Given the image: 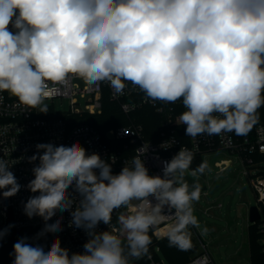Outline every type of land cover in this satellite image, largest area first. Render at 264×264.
<instances>
[{
	"label": "clouds",
	"instance_id": "9594fccd",
	"mask_svg": "<svg viewBox=\"0 0 264 264\" xmlns=\"http://www.w3.org/2000/svg\"><path fill=\"white\" fill-rule=\"evenodd\" d=\"M73 76L107 82L118 95L130 83L147 101H181L185 136H245L264 107V0H0V93L47 113L44 101ZM35 149L23 212L45 223L31 242L14 243L12 264H131L149 254L150 232L161 225L170 247L191 248L202 192L186 179L192 151L180 149L152 175L144 147L119 173L78 141ZM10 169L0 158L3 199L22 187ZM206 169L202 162L191 176ZM120 209L118 232L97 231ZM64 212L87 236L82 252L59 237L39 242L63 230L62 215L48 221ZM12 227L0 229V240Z\"/></svg>",
	"mask_w": 264,
	"mask_h": 264
},
{
	"label": "built area",
	"instance_id": "2783aa9c",
	"mask_svg": "<svg viewBox=\"0 0 264 264\" xmlns=\"http://www.w3.org/2000/svg\"><path fill=\"white\" fill-rule=\"evenodd\" d=\"M55 96L47 100L60 99L69 101V109L63 112L40 113L38 108H26L19 104L14 96L7 92L0 93V158L11 166L21 184V190L15 196L3 199L0 197V229L8 222L18 232L25 236L34 237L44 227L40 217L29 219L23 212V202L33 195L27 190L28 182L33 179V164L28 157L35 154V145L52 142L56 145L70 146L79 142L89 154L98 153L102 159L112 163L113 173H119L123 165L131 163L137 155V149L144 147L145 165L152 175H162L163 162L169 161L182 148L194 153V159L206 158L212 153L229 151L236 155L245 167L244 173L250 178L252 188L257 196L260 219L251 223L255 225L258 243L264 253V123L258 124L251 135L238 136L235 133L222 135H201L196 138L185 136V127L180 123L179 116L185 110L182 102L162 103L147 101L144 93L138 88L127 84L122 94H115L107 82L90 85L78 76L70 78L67 85L57 86ZM113 102L119 103L122 112L128 119L126 125L111 128L105 133L89 124H78L76 119L83 115L98 116L103 112V98L105 95ZM143 109H151L160 120V138L157 142L147 139L145 127L135 115ZM147 150V152H146ZM231 165L230 160L217 163L220 171H225ZM250 169H254L251 174ZM194 170V169H193ZM222 205H219L221 207ZM120 211L113 213L112 224L98 225L97 231H119L117 216ZM63 216L62 228L59 233H49L39 241L50 246L59 237L61 246L70 252H82L87 236L82 229L70 227L69 212L57 213L48 223ZM153 233L157 238L166 237V226L161 225ZM200 254L186 264H217L211 257L206 244L200 239ZM149 252L140 259L132 260L131 264H167L156 254ZM143 259V262H142Z\"/></svg>",
	"mask_w": 264,
	"mask_h": 264
},
{
	"label": "rangeland",
	"instance_id": "374dc122",
	"mask_svg": "<svg viewBox=\"0 0 264 264\" xmlns=\"http://www.w3.org/2000/svg\"><path fill=\"white\" fill-rule=\"evenodd\" d=\"M44 103L48 105V112L57 113L69 109L68 100H45ZM223 160H230L231 165L225 171H220L217 163ZM203 162L207 164L204 174L191 176L192 166L186 172L189 177L202 183L201 198L194 203V214L201 226L198 228L200 239L217 264H251L248 217L250 208L257 204V196L250 178L244 173L245 167L229 151L212 153ZM262 167L264 170V163ZM250 171L253 174L254 169ZM205 227L208 232L202 235ZM192 240L201 252L199 240L195 236H192ZM160 248L163 246L157 243L155 251L169 264Z\"/></svg>",
	"mask_w": 264,
	"mask_h": 264
},
{
	"label": "trees",
	"instance_id": "16d2710c",
	"mask_svg": "<svg viewBox=\"0 0 264 264\" xmlns=\"http://www.w3.org/2000/svg\"><path fill=\"white\" fill-rule=\"evenodd\" d=\"M140 123L145 127V135L147 139L157 142L160 138V120L159 116L151 109H143L138 111L135 114ZM259 122L253 127V129L247 134L251 135L253 130L258 124L264 123V107L259 109ZM78 124H89L99 130L101 133H105L111 128H115L121 125H126L128 123L127 117L121 110L119 103L113 102L109 99V96L106 94L103 98V112L98 116L83 115L76 119ZM202 163V159L198 158L192 161L191 166L193 169L197 168ZM13 225L11 222L5 226ZM189 231L191 232V248L188 250H179L175 247H170L168 245L167 238H157L153 233H150L152 238V243L149 246V252L155 251V245L157 243L163 248H160L164 251L165 257L169 264H186L189 262L193 255H195L198 250L192 240V229L190 227ZM25 235L21 232L15 230L14 227L11 228L9 234L0 240V264H12L13 257L10 256V253L13 251L14 243L21 237ZM250 248H251V264H264V253L261 250V246L258 243V235L255 229V225H250L248 230ZM158 257L159 254H156ZM143 262V259H142Z\"/></svg>",
	"mask_w": 264,
	"mask_h": 264
},
{
	"label": "water",
	"instance_id": "95a60500",
	"mask_svg": "<svg viewBox=\"0 0 264 264\" xmlns=\"http://www.w3.org/2000/svg\"><path fill=\"white\" fill-rule=\"evenodd\" d=\"M186 179L188 180L189 183L196 181L197 183L200 184V186H202V183L200 180L193 179V178L189 177L187 174H186ZM259 219H260V213L258 211V208L256 206H252L249 210V221H250V223L257 222Z\"/></svg>",
	"mask_w": 264,
	"mask_h": 264
},
{
	"label": "crops",
	"instance_id": "0c3cea01",
	"mask_svg": "<svg viewBox=\"0 0 264 264\" xmlns=\"http://www.w3.org/2000/svg\"><path fill=\"white\" fill-rule=\"evenodd\" d=\"M201 159H202V162H203L204 158H201ZM248 219H249V217H248ZM250 225H251V223L249 221L248 230H249ZM191 229H192V235L195 236L198 240H200V232H199L198 228L191 227ZM198 254H200V250H197L195 255H193L192 257H194V256H196Z\"/></svg>",
	"mask_w": 264,
	"mask_h": 264
}]
</instances>
